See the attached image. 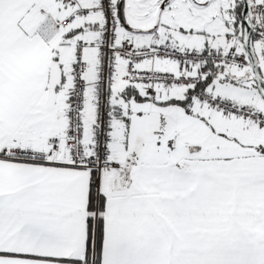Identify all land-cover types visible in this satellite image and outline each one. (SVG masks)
<instances>
[{"label": "snow or ice", "instance_id": "snow-or-ice-1", "mask_svg": "<svg viewBox=\"0 0 264 264\" xmlns=\"http://www.w3.org/2000/svg\"><path fill=\"white\" fill-rule=\"evenodd\" d=\"M0 264H264V0H0Z\"/></svg>", "mask_w": 264, "mask_h": 264}]
</instances>
